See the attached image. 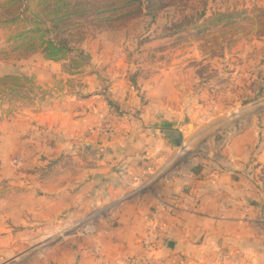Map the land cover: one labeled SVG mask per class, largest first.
<instances>
[{
	"label": "crops",
	"instance_id": "obj_1",
	"mask_svg": "<svg viewBox=\"0 0 264 264\" xmlns=\"http://www.w3.org/2000/svg\"><path fill=\"white\" fill-rule=\"evenodd\" d=\"M92 57L91 66H100ZM18 73L49 91L14 114L0 107V181L13 186L9 197L26 201L25 211L9 204L16 209L0 234V257L17 260L43 246L55 218L56 229L73 217L92 219L85 239L71 251L47 246L43 264H121L140 253L143 236L154 228L167 241L155 256L173 264H233L220 251L238 264H264V229L251 223L252 214L264 215V124L221 147L224 155L189 158L183 150L199 146L200 126L189 133L186 124L184 134L182 116L175 125L168 111L151 121L135 117L142 93L127 77L112 78L122 87L107 90L96 74L69 76L41 53L0 60V76ZM118 106L127 109L123 117ZM108 128L112 139L103 133ZM171 130L180 133V145L167 138ZM28 203L41 212L40 223L34 216L20 220Z\"/></svg>",
	"mask_w": 264,
	"mask_h": 264
},
{
	"label": "rangeland",
	"instance_id": "obj_2",
	"mask_svg": "<svg viewBox=\"0 0 264 264\" xmlns=\"http://www.w3.org/2000/svg\"><path fill=\"white\" fill-rule=\"evenodd\" d=\"M181 9L166 7L155 16H148L144 11L124 22L122 28L86 26V40L82 48L89 54L91 51L100 66L92 67L90 64L77 75L82 78L86 72L96 74L106 83L107 90L110 85L122 87L120 79L112 78L127 77L129 83L142 93L135 117L146 114L149 117L147 121H151L155 115L168 111L176 117V125L182 116V125L179 126L183 127L184 134L187 132L186 124L189 133L195 129L194 125L200 126L196 132L200 138L199 146L184 149V156H221L224 155L221 147H226L238 134L254 124H264V38L258 33H247L249 20L243 22L244 30L238 25L236 29L221 31L220 28L205 26L204 18L199 16L205 9L206 18H215L218 13L231 14L234 17L230 23H240V20L256 16L258 9H264V0H203L200 5L194 3L184 11V15L194 17L191 20L195 28L172 34L175 23L183 17ZM7 33L0 30V60L27 59L17 53H11L9 58L4 57V51H9ZM78 76L70 80L74 85L80 82ZM44 91L46 98L49 89ZM44 98L42 92H36L32 101L9 103L0 99V107L7 115L14 114L36 102L40 103ZM160 102L169 104L170 110L159 108ZM144 106L146 112L142 113ZM118 109H122L120 116L123 117L127 109L125 106H118ZM12 187L0 181V192L4 191L0 195V234L13 221L10 209L16 208L9 204H23L17 209L26 210L24 198L15 201L14 195L9 197L8 190ZM36 204L40 208L41 204ZM27 206L30 213L22 212L24 216L20 220L28 221L34 216L40 223L41 212H33L36 207L32 203ZM261 219L264 220L262 213L252 214L251 223L263 230ZM56 220L49 227L51 231L48 234L53 236L47 243L29 249L17 260H9L1 255L0 264H43L42 253L50 245L71 251L76 243L85 239L84 234L90 229L89 220L92 219L78 222L68 217L63 220H70L69 224H61L60 228L55 229Z\"/></svg>",
	"mask_w": 264,
	"mask_h": 264
},
{
	"label": "trees",
	"instance_id": "obj_3",
	"mask_svg": "<svg viewBox=\"0 0 264 264\" xmlns=\"http://www.w3.org/2000/svg\"><path fill=\"white\" fill-rule=\"evenodd\" d=\"M203 0H2L0 2V30H6L8 38L4 57L17 53L27 58L41 53L48 61L60 63L69 76L83 72L92 62L91 55L82 45L86 40L85 28L123 27L139 14L155 16L166 7H181L182 18L172 28V34L187 32L195 28L192 16L184 15L190 5ZM204 7L206 5L203 3ZM257 15L240 23H230L233 15L218 13L215 18H206L203 9L199 18L210 28L242 30L243 22L249 20L248 34L258 33L264 38V9H258ZM237 16H240L238 14ZM208 30V27H205ZM37 93L46 92L34 78L24 74L0 76L1 102L32 101Z\"/></svg>",
	"mask_w": 264,
	"mask_h": 264
},
{
	"label": "built area",
	"instance_id": "obj_4",
	"mask_svg": "<svg viewBox=\"0 0 264 264\" xmlns=\"http://www.w3.org/2000/svg\"><path fill=\"white\" fill-rule=\"evenodd\" d=\"M103 133L107 139H112L113 131L111 128L103 131ZM166 245L167 241L160 230L156 228L149 229L140 243V253H138L137 256L123 259L121 264H173L155 256L156 251L160 248L166 247ZM218 255L223 261L231 262L233 264H238L239 262V259L233 258L230 254L220 251Z\"/></svg>",
	"mask_w": 264,
	"mask_h": 264
},
{
	"label": "water",
	"instance_id": "obj_5",
	"mask_svg": "<svg viewBox=\"0 0 264 264\" xmlns=\"http://www.w3.org/2000/svg\"><path fill=\"white\" fill-rule=\"evenodd\" d=\"M166 136H167V138H169L170 140L174 141L178 145L181 144L182 138H181V135H180V133L178 131H176V130L167 131L166 132ZM172 246H173V244L170 243L169 247L172 248Z\"/></svg>",
	"mask_w": 264,
	"mask_h": 264
}]
</instances>
